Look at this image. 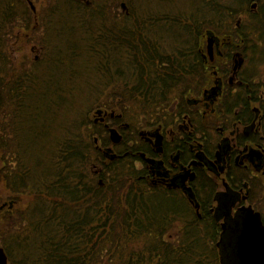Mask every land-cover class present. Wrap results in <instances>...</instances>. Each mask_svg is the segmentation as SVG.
<instances>
[{"label": "trees", "instance_id": "16d2710c", "mask_svg": "<svg viewBox=\"0 0 264 264\" xmlns=\"http://www.w3.org/2000/svg\"><path fill=\"white\" fill-rule=\"evenodd\" d=\"M155 2L49 0L35 12L29 0H0V185L28 198L0 219L9 264H224L214 221L150 190L132 163L111 162L95 144L109 139L92 108L139 125L185 90L186 49L199 33L229 32L217 17L230 1L181 0L178 13ZM248 15L236 31L264 61V14ZM17 29L43 33L38 62L13 61Z\"/></svg>", "mask_w": 264, "mask_h": 264}, {"label": "flooded vegetation", "instance_id": "af4514ba", "mask_svg": "<svg viewBox=\"0 0 264 264\" xmlns=\"http://www.w3.org/2000/svg\"><path fill=\"white\" fill-rule=\"evenodd\" d=\"M157 1L161 10L181 3ZM230 2L234 9L220 20L229 32L213 31L205 19L199 46L186 49L190 73L178 83L185 90L174 101L135 127L116 109H98L94 119L107 129L108 143L97 136L95 144L108 160L132 163L150 190L183 197L200 219L205 214L217 224L219 241L241 220L242 208L260 211L256 203L264 200V81L256 80L236 31L243 0ZM111 129L120 142L112 141ZM103 170L94 166L97 175Z\"/></svg>", "mask_w": 264, "mask_h": 264}, {"label": "rangeland", "instance_id": "374dc122", "mask_svg": "<svg viewBox=\"0 0 264 264\" xmlns=\"http://www.w3.org/2000/svg\"><path fill=\"white\" fill-rule=\"evenodd\" d=\"M34 5L36 6V10H41L43 7L46 6V3L49 0H31ZM146 3H148V1H151L153 3H156L155 0H142ZM179 2H181V0H178ZM217 1V0H216ZM219 2L225 1L227 4H229V2L227 1H231V0H218ZM245 0H243V2L240 4V6H242V10L245 9L246 11H243V14L240 18V20L242 21V24L244 25H248V24H252L250 22V17H249V12L251 9V12L255 13V14H259V12L264 14V0H252L250 3L249 2H244ZM257 3L256 7H252V4ZM230 5V4H229ZM229 7V6H228ZM169 9V8H168ZM181 9H179L178 6H175L173 8V12L178 13ZM183 10H187V9H183ZM220 10V9H219ZM223 10L220 11L219 14L222 13ZM231 11V10H230ZM224 12V11H223ZM241 13V10H240ZM222 17L221 15H218V19ZM239 17H237L236 19H238ZM217 19V20H218ZM237 21H234V24ZM248 23V24H247ZM17 37L14 36V38L10 41L9 43V51L10 54L12 55V59L13 61H15L18 65L19 64H29V63H34V62H38L40 55L42 54V50H41V46L40 44L42 43V38H43V33L40 31H36V32H27L26 30H15ZM40 43V44H39ZM262 51V50H261ZM261 52H259V54L257 55H252L251 54V64H252V69L254 70L255 74H256V80L257 81H264V61L261 60ZM38 60V61H37ZM90 106V105H89ZM87 107L86 110L91 109L92 107ZM95 108V107H94ZM97 109H91L88 113V116L90 119L94 120L98 115L97 114ZM110 134V133H109ZM96 138V137H95ZM94 138V139H95ZM13 195L10 192L9 189H7V187L5 186V184H1L0 185V219L1 217L5 216L6 214H9L8 211L10 209H23L28 205V198L27 197H17L15 198V201L11 198ZM14 201L15 203V207L11 208L12 202ZM257 207L264 212V200L260 201L259 203H256ZM179 229H175L174 231H172L171 233L168 234V238L170 239H174L177 237V232ZM0 247H3L2 242H1V235H0Z\"/></svg>", "mask_w": 264, "mask_h": 264}, {"label": "water", "instance_id": "95a60500", "mask_svg": "<svg viewBox=\"0 0 264 264\" xmlns=\"http://www.w3.org/2000/svg\"><path fill=\"white\" fill-rule=\"evenodd\" d=\"M80 1L88 4L91 2V0ZM29 3L32 10L36 12L34 3L31 0ZM253 7H256V4ZM242 64L243 59L238 62V66ZM110 136L113 142H120L122 139L115 129L110 130ZM241 210V220L231 232H225L217 244L222 254V262L224 264H264L263 215L253 207H244ZM0 264H9L8 255L3 247H0Z\"/></svg>", "mask_w": 264, "mask_h": 264}, {"label": "bare ground", "instance_id": "6f19581e", "mask_svg": "<svg viewBox=\"0 0 264 264\" xmlns=\"http://www.w3.org/2000/svg\"><path fill=\"white\" fill-rule=\"evenodd\" d=\"M241 60V59H240ZM239 62V61H238Z\"/></svg>", "mask_w": 264, "mask_h": 264}]
</instances>
